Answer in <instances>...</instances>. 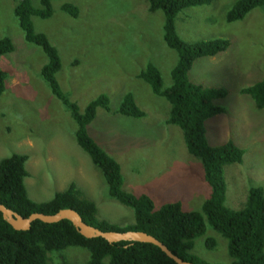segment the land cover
<instances>
[{
	"label": "rangeland",
	"instance_id": "obj_1",
	"mask_svg": "<svg viewBox=\"0 0 264 264\" xmlns=\"http://www.w3.org/2000/svg\"><path fill=\"white\" fill-rule=\"evenodd\" d=\"M15 1L0 0V39L9 37L14 45L0 62V69L8 74L0 98V160L11 154L27 156L24 182L33 202L48 201L74 184L95 203L99 220L118 227L132 225V210L107 195L101 173L75 144L69 114L43 84L39 72L47 59L25 42L13 13ZM234 1L213 0L209 6L185 9L175 26L187 43L229 42L225 53L197 60L188 76L195 85L229 93L217 102L226 109L225 115L208 121L206 129L210 145L231 140L244 151L240 164L224 169L225 205L238 210L251 188L264 192V110H255L248 96L238 94V89L264 74V11L255 9L242 21L226 23L225 14ZM32 3L39 7V0ZM64 3L78 8L77 18L60 11ZM52 8L49 19L34 18V29L58 50L60 87L80 111L99 95L108 96L110 111L97 109L88 133L119 163L123 190L148 195L157 207L181 199L189 182L193 186L196 181V199L191 204L182 200L186 211H200L208 195L201 163L188 154L179 127L166 124L169 103L137 78L147 64H153L161 73L163 88L171 85L177 54L163 41L162 13H149L145 0H52ZM128 93L144 117L117 114ZM209 239L215 242L213 249L207 247ZM192 253L209 264L230 262L226 240L210 228L194 240ZM65 256L69 264L88 260V252L79 248L67 249Z\"/></svg>",
	"mask_w": 264,
	"mask_h": 264
},
{
	"label": "trees",
	"instance_id": "obj_2",
	"mask_svg": "<svg viewBox=\"0 0 264 264\" xmlns=\"http://www.w3.org/2000/svg\"><path fill=\"white\" fill-rule=\"evenodd\" d=\"M145 1L149 13H162V38L167 48L176 52L177 62L170 72L171 85L168 88H163L161 73L153 64H147L137 78L145 82L155 96L169 103L166 124L179 127L188 154L201 163V178L208 188V195L200 211H186L180 201L156 207L148 195L134 196L123 190L119 163L88 133L97 109L110 111L108 96L99 95L80 111L77 103L71 101L60 87L57 75L62 65L58 50L45 34L34 29V18L46 20L53 15L52 0H39L38 8L33 7L32 0H16L13 13L18 27L25 42L39 48L47 59L39 76L50 94L69 114L74 124L75 144L89 156L101 173L107 186V195L132 210L134 222L126 227H118L99 220L95 203L74 184H70L63 192L55 193L48 201L33 202L27 195L24 182L28 177L25 165L27 156L22 154H11L0 160V204L23 218L34 213L54 215L61 210L72 209L84 223L103 232L135 231L150 235L173 254L193 264H209L193 255L192 250L194 240L210 228L226 240L229 264H264V192L260 187L251 188L242 208H228L225 205L224 169L228 165L240 164L244 151L231 140L212 146L206 134V122L226 113V109L217 102L225 99L229 93L224 88L195 85L188 76L197 60L225 53L229 42L226 39H214L187 43L179 37L175 26L180 12L209 6L213 0ZM255 9L264 11V0H235L225 14V22L242 21ZM60 11L71 18L78 16V8L71 3L62 4ZM13 51L11 39L1 38L0 62L3 56ZM262 67L264 71V59ZM7 76V72L0 69V98L6 88ZM238 94L248 96L255 110H264V74L261 80L239 89ZM116 112L134 119L144 117L130 93L123 96ZM214 245L212 239L207 240L209 249H213ZM69 248L86 250V264H176L152 244L87 239L68 220L57 223L36 220L29 230H15L0 213V264H69L65 256Z\"/></svg>",
	"mask_w": 264,
	"mask_h": 264
},
{
	"label": "water",
	"instance_id": "obj_3",
	"mask_svg": "<svg viewBox=\"0 0 264 264\" xmlns=\"http://www.w3.org/2000/svg\"><path fill=\"white\" fill-rule=\"evenodd\" d=\"M0 213L3 216V219L6 220L15 230H29L31 224L36 220H39L43 223H57L61 220H68L72 223L78 233L87 239L102 238L109 243H117L121 241L148 243L158 247L168 258L173 260L176 264H193L190 262H186L179 258L177 255L173 254L166 246H164L157 239L153 238L150 235L135 231L122 233L103 232L84 223L79 214L72 209L61 210L54 215L34 213L28 218H23L0 204Z\"/></svg>",
	"mask_w": 264,
	"mask_h": 264
},
{
	"label": "crops",
	"instance_id": "obj_4",
	"mask_svg": "<svg viewBox=\"0 0 264 264\" xmlns=\"http://www.w3.org/2000/svg\"><path fill=\"white\" fill-rule=\"evenodd\" d=\"M193 69V68H192ZM238 91H239V89H238ZM225 115V114H224ZM219 116H223V115H219ZM218 116H216V117H214V118H212V119H210V120H213V119H215V118H217ZM210 120H208V121H210ZM207 121V122H208ZM206 122V123H207ZM207 126V125H206ZM206 134H207V129H206ZM207 138H208V134H207ZM209 139V138H208ZM195 180H196V178H195ZM195 183H194V185L193 186H190V182H189V186H186V188H185V191L184 192H182L181 193V199H179V198H177L176 200H171V201H169V202H163L162 204H166V203H172V202H179L180 201V203H181V205L183 206V208H184V203H183V198L185 199V200H188L189 201V203L191 204V201H193L194 199H196V194H198V193H196V181H194ZM162 204H160V205H162ZM160 205H158V206H160ZM185 209V208H184Z\"/></svg>",
	"mask_w": 264,
	"mask_h": 264
}]
</instances>
